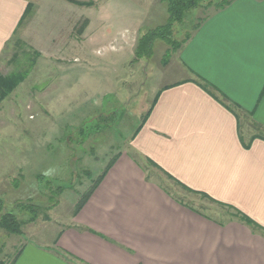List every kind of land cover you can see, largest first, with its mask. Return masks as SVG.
I'll return each instance as SVG.
<instances>
[{
    "label": "crops",
    "instance_id": "1",
    "mask_svg": "<svg viewBox=\"0 0 264 264\" xmlns=\"http://www.w3.org/2000/svg\"><path fill=\"white\" fill-rule=\"evenodd\" d=\"M58 4L0 0V67L15 47L25 46V58L31 56L18 71L27 73L20 85L42 56L31 31L41 17L52 26L45 44L60 43L62 51L77 25L83 24L79 33L88 29V18ZM173 56L181 76L160 89L130 151L115 156L88 202L52 242L25 243L14 264H264V140L243 144L264 135V0H235L213 13ZM57 80L51 89H59L63 77ZM204 82L220 101L198 84ZM250 125L259 133L247 130L245 136ZM149 161L190 194L226 206L223 217L176 197L149 176Z\"/></svg>",
    "mask_w": 264,
    "mask_h": 264
},
{
    "label": "rangeland",
    "instance_id": "2",
    "mask_svg": "<svg viewBox=\"0 0 264 264\" xmlns=\"http://www.w3.org/2000/svg\"><path fill=\"white\" fill-rule=\"evenodd\" d=\"M55 1L88 18L89 26L79 33L77 25L72 36L68 34V50L62 51L57 42L44 48L52 33L47 17L35 22L31 31L41 46H33L42 56L27 80L0 105L2 214L13 213L28 222L32 214L19 210L18 204L38 208V217L23 226V235L0 229V264H9L25 243L52 242L115 156L130 151L131 138L160 89L181 76L175 54L163 41L155 43L150 58L138 56L142 37L168 21L163 0H76L88 5L82 7ZM211 12L193 13L175 27L174 39L182 41ZM15 48L0 75L29 66L31 56H24L28 49ZM59 75L61 86L51 89ZM251 127L244 126L245 136L247 130L259 131ZM148 174L188 205L223 217L222 207L186 192L155 167L148 165ZM48 185L54 191L65 190L53 194ZM53 200L58 201L55 207Z\"/></svg>",
    "mask_w": 264,
    "mask_h": 264
},
{
    "label": "trees",
    "instance_id": "3",
    "mask_svg": "<svg viewBox=\"0 0 264 264\" xmlns=\"http://www.w3.org/2000/svg\"><path fill=\"white\" fill-rule=\"evenodd\" d=\"M66 1L73 3V4H76V5H79V6H85V5L88 6L87 4L76 1V0H66ZM163 1L167 4L168 21L165 25L157 27L153 30H150L146 35H144L142 37V39L140 40L139 47H138V50H139L138 56L139 57L150 58L154 52L155 43L157 41H163L169 47V51H171L172 54H175L176 52H178L181 49V47L185 43H187L192 38V36L195 34V32L198 31V29L201 27V25L213 13L226 8L231 3H233L235 0H163ZM89 6H91V5H89ZM204 9H207V10L211 9L212 12L207 14L206 16L200 18L197 21V23L194 25L193 29L191 31H189V33L186 34V36L184 37V39L182 41H180V42L176 41L173 37L175 27L178 25H183L186 22V20L188 18H190V16L193 13H199V11H202ZM30 10L31 9L28 10V14H29ZM32 65L33 64H31V66ZM26 77H27V73H13V74L8 75V76L0 75V105L2 104V102L7 97H9L16 90V88L20 85V83H22L26 79ZM198 84L210 96H212L216 100L220 101L219 97H217V95H216L214 88L212 86H210V84H207L205 82L204 83H198ZM159 96H160V94H157L156 99L154 100L153 106L150 108L149 112H147V114L143 117L139 128L137 129V131L135 132L134 136L131 139H134L137 136V134L141 131L143 126L145 125V123H146L150 113L152 112L153 107L156 104ZM221 102H222V104L225 105V103L223 101H221ZM225 106L229 110H231V112L236 114V116H237V113L231 107H229L228 105H225ZM255 139L264 140V135H257V136L252 137L250 139L249 143H247V144L244 142V140L242 138L243 144L247 148L250 146V144ZM116 158L117 157H115L111 161V163L109 164V166L107 167L105 172L99 177V179L95 182V184H93V186L90 188V190L87 191L81 197L80 201L78 202V204L76 205V208L74 210V214H73L74 216H76L81 211V209L84 207V205L88 202V200L90 199V197L92 196V194L94 193V191L96 190L98 185L104 179L106 173L109 171V169L115 163ZM149 163L151 166H153L157 169H160L153 162L149 161ZM166 175L170 180L175 181V183L177 185L181 186L184 190H186V192L194 193L192 190H190L186 186L182 185L181 183L176 181L174 178H172L168 174H166ZM48 189L51 191V193H53V194L58 193L60 195L65 190V188H63V187H58L56 189V191H54L51 189L50 185H48ZM203 197L206 198L207 196L203 195ZM52 198H53V196H52ZM209 201L219 205L223 209L227 208L226 206H224L218 202L212 201L210 199H209ZM51 204L53 207H55L56 205H58V201L53 200L51 202ZM182 204H183V202H182ZM3 208H4L3 204H2V202H0V229L7 232L10 235H15V236L23 235V226L29 222H34L36 220V218L38 217V208H36L32 205L18 204L19 210H21L23 212L29 211L32 214V218L28 222L21 220L18 217V215H15L13 213L2 214ZM228 209L230 210L231 208H228ZM235 218H240L242 221L246 222L249 226L257 228V226L254 224V222L252 220H250L249 218H247L244 215H241L240 213H237V216H235ZM19 254H20V250L16 254L15 258L9 264H14L16 257Z\"/></svg>",
    "mask_w": 264,
    "mask_h": 264
}]
</instances>
